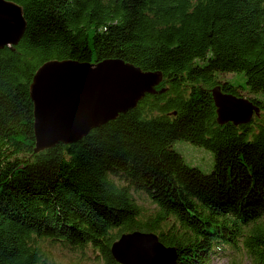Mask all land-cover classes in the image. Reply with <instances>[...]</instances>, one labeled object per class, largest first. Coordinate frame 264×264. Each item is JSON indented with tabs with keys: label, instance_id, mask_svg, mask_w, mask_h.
<instances>
[{
	"label": "trees",
	"instance_id": "trees-1",
	"mask_svg": "<svg viewBox=\"0 0 264 264\" xmlns=\"http://www.w3.org/2000/svg\"><path fill=\"white\" fill-rule=\"evenodd\" d=\"M10 1L27 28L0 49V264H65L46 242L84 256L67 264H119L111 245L134 231L176 247L175 264H264V101L245 96L260 115L219 125L211 94L244 96L220 73L264 92V0ZM55 59H123L161 71L166 90L35 152L30 85ZM179 141L211 151L212 171L187 164Z\"/></svg>",
	"mask_w": 264,
	"mask_h": 264
},
{
	"label": "water",
	"instance_id": "water-1",
	"mask_svg": "<svg viewBox=\"0 0 264 264\" xmlns=\"http://www.w3.org/2000/svg\"><path fill=\"white\" fill-rule=\"evenodd\" d=\"M27 28L24 9L0 0V49L19 44ZM161 71H144L123 59L80 62L49 60L39 67L30 85L34 105L35 152L59 143L81 140L91 130L134 109L147 94L164 92ZM221 84L211 89L219 125L249 124L260 115L251 99L224 92ZM119 264H175L176 247L164 245L152 232L124 233L111 245Z\"/></svg>",
	"mask_w": 264,
	"mask_h": 264
},
{
	"label": "rangeland",
	"instance_id": "rangeland-1",
	"mask_svg": "<svg viewBox=\"0 0 264 264\" xmlns=\"http://www.w3.org/2000/svg\"><path fill=\"white\" fill-rule=\"evenodd\" d=\"M217 76L220 83L228 82L236 86H241L242 88H240V91L241 94L244 95V97L253 96L258 98L259 100L264 101V92L254 95H251L248 92V90L246 89L245 77L243 74L220 73ZM162 87H164V85L160 86L159 89H161ZM174 148L182 155L187 164L199 168L203 173H210L212 171L214 165V156L211 151L207 150L204 147L196 146L192 143L184 141L175 143ZM44 246L46 252L50 251L52 257L65 264L71 261L78 260L80 258L82 259L84 257L77 256L74 248H65L62 247V245L59 243L46 242ZM87 261L89 263L93 262L92 259H88ZM212 264L229 263L227 258L217 256L212 258Z\"/></svg>",
	"mask_w": 264,
	"mask_h": 264
}]
</instances>
